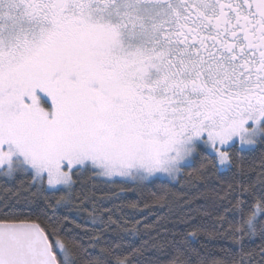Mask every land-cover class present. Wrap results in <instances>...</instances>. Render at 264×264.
<instances>
[{"label":"snow or ice","instance_id":"obj_1","mask_svg":"<svg viewBox=\"0 0 264 264\" xmlns=\"http://www.w3.org/2000/svg\"><path fill=\"white\" fill-rule=\"evenodd\" d=\"M157 181L211 226L134 246ZM0 183V264H264V0H0Z\"/></svg>","mask_w":264,"mask_h":264},{"label":"trees","instance_id":"obj_2","mask_svg":"<svg viewBox=\"0 0 264 264\" xmlns=\"http://www.w3.org/2000/svg\"><path fill=\"white\" fill-rule=\"evenodd\" d=\"M255 157H259L260 150L254 154ZM231 174L221 175L219 173H214L209 177V182L207 188L217 187L221 184L223 180H227ZM104 180L98 178L95 183L97 184L100 191H107L110 186L103 183ZM2 186V183H0ZM114 190L120 191L118 186H113ZM98 191L97 195H100ZM201 191L206 189L202 188ZM185 198H191L192 193L187 192ZM125 199L122 201H116V203L121 204V211L118 215L123 217V220L127 221L125 225L128 228L138 227L140 229V237L132 241L134 246H139L143 240H151V237H157L159 240L171 239L173 232H184L190 231L192 225H197L200 223H207L211 226L213 221L207 217H200L198 214L197 219L192 221L191 224H186L182 222L186 219V214L189 209L184 206L181 207L182 200L180 197L182 195L180 186L177 185L175 188L169 182L157 181L156 184L150 185L144 189H126L124 192ZM203 201H197V204H201ZM135 204L136 207H132ZM167 204V207L165 205ZM111 207V205H106ZM70 219L75 221V224H86V218L88 214L86 212L77 215L75 211L69 213ZM116 217L114 216V219ZM90 219V218H89ZM139 221V224L136 222ZM75 224H69V227L75 228ZM91 228V225H87ZM77 231H82L81 229H76ZM95 232H89L88 235H95ZM87 238V237H86ZM194 246H197L199 242H193ZM257 244L259 241L256 242ZM249 247H255V245L250 244ZM151 264H165L167 257L159 252L150 250L146 253ZM259 261L260 257H256ZM141 264L144 261L141 260Z\"/></svg>","mask_w":264,"mask_h":264},{"label":"rangeland","instance_id":"obj_3","mask_svg":"<svg viewBox=\"0 0 264 264\" xmlns=\"http://www.w3.org/2000/svg\"><path fill=\"white\" fill-rule=\"evenodd\" d=\"M100 179L104 180L105 178H102V177H101Z\"/></svg>","mask_w":264,"mask_h":264}]
</instances>
